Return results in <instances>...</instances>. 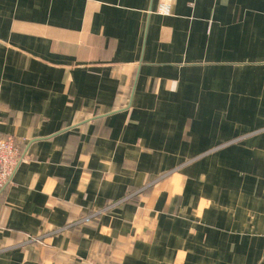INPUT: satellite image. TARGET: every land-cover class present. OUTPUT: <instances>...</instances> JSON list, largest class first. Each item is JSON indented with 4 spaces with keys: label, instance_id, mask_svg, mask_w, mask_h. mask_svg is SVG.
Masks as SVG:
<instances>
[{
    "label": "crops",
    "instance_id": "0c3cea01",
    "mask_svg": "<svg viewBox=\"0 0 264 264\" xmlns=\"http://www.w3.org/2000/svg\"><path fill=\"white\" fill-rule=\"evenodd\" d=\"M9 137L0 264H264V0H0Z\"/></svg>",
    "mask_w": 264,
    "mask_h": 264
},
{
    "label": "built area",
    "instance_id": "2783aa9c",
    "mask_svg": "<svg viewBox=\"0 0 264 264\" xmlns=\"http://www.w3.org/2000/svg\"><path fill=\"white\" fill-rule=\"evenodd\" d=\"M159 13L170 15L169 9H162ZM24 160L14 138L0 139V192L10 185L15 172Z\"/></svg>",
    "mask_w": 264,
    "mask_h": 264
},
{
    "label": "rangeland",
    "instance_id": "374dc122",
    "mask_svg": "<svg viewBox=\"0 0 264 264\" xmlns=\"http://www.w3.org/2000/svg\"><path fill=\"white\" fill-rule=\"evenodd\" d=\"M10 138V137H9ZM12 138V137H11ZM0 139H6V138H0ZM15 141H16V139H15ZM129 197H127L126 199H128ZM125 200V199H124ZM122 203V201H119L118 203H116L117 205L118 204H121ZM34 241H37L36 239H34Z\"/></svg>",
    "mask_w": 264,
    "mask_h": 264
}]
</instances>
